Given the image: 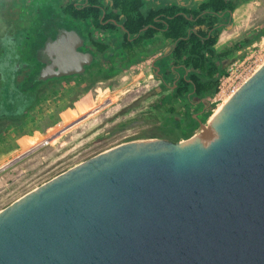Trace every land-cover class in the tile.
Returning a JSON list of instances; mask_svg holds the SVG:
<instances>
[{
    "label": "water",
    "instance_id": "1",
    "mask_svg": "<svg viewBox=\"0 0 264 264\" xmlns=\"http://www.w3.org/2000/svg\"><path fill=\"white\" fill-rule=\"evenodd\" d=\"M82 44L58 30L38 80L82 74ZM212 116L178 142L109 148L2 209L0 264H264V64Z\"/></svg>",
    "mask_w": 264,
    "mask_h": 264
},
{
    "label": "rangeland",
    "instance_id": "2",
    "mask_svg": "<svg viewBox=\"0 0 264 264\" xmlns=\"http://www.w3.org/2000/svg\"><path fill=\"white\" fill-rule=\"evenodd\" d=\"M18 1L23 13L31 15L34 8L33 0H0V45L15 32L8 16ZM51 1L55 8L64 6L62 0ZM263 24L264 0H244L221 28L216 50L251 37ZM164 58L163 62L152 59L134 65L110 79L102 76L122 59L117 55L107 63L98 60L88 76L53 84L24 115L2 122L0 211L76 164L122 143L143 140L159 126L166 112L159 101L171 93L175 82L163 76L162 68L172 70L171 58ZM249 63L258 66L256 70L264 64V36L232 53L222 66L227 73ZM227 98H207L202 112L214 105L209 119ZM184 103L173 101L176 112H182ZM188 103L196 109L194 100ZM202 112L193 117L200 121ZM46 140L49 142L43 144Z\"/></svg>",
    "mask_w": 264,
    "mask_h": 264
},
{
    "label": "trees",
    "instance_id": "3",
    "mask_svg": "<svg viewBox=\"0 0 264 264\" xmlns=\"http://www.w3.org/2000/svg\"><path fill=\"white\" fill-rule=\"evenodd\" d=\"M66 1L64 6L55 8L54 4L37 0L40 10L33 31L46 21L66 29H79L81 23L90 21L94 24L93 29L101 34L114 30L115 24H122L125 34L115 51L111 43L90 37V43L102 61L108 62L116 52L124 57L118 67L106 71L104 76L107 78L170 47L172 70L166 67L162 71L165 79L175 81L174 88L168 96L160 99L159 103L166 106V112L159 126L147 133L145 139L178 142L191 137L198 127L193 114L202 112L205 100L218 93L219 79L225 74L222 61L264 36L263 24L251 37L221 51L215 49L221 28L244 0H199L187 7L169 1L155 8L145 7L143 0ZM79 1L83 3L80 5ZM24 23L28 25L25 19ZM44 38L39 34L40 44ZM146 41H152L149 48ZM190 99L197 103L195 110L188 103ZM174 100L186 101L181 113L176 112ZM213 108L211 105L202 112L200 122L208 119Z\"/></svg>",
    "mask_w": 264,
    "mask_h": 264
},
{
    "label": "flooded vegetation",
    "instance_id": "4",
    "mask_svg": "<svg viewBox=\"0 0 264 264\" xmlns=\"http://www.w3.org/2000/svg\"><path fill=\"white\" fill-rule=\"evenodd\" d=\"M62 1L64 5L67 3L66 0ZM194 1L199 0H192L190 2L179 0V3L187 7ZM33 2L34 8L31 15L22 12L23 6L20 1L13 3L14 5L10 10L8 19L13 23L15 32L10 38L2 40L0 45V124L24 115L53 84H60L68 79L83 75L88 76L89 71L95 69L94 66L99 60V56L90 43V37L96 40L94 33L98 32L93 29V23L89 21L91 23L90 29L85 31L82 27L79 29L59 28L55 24H51L50 21H46L40 25L39 29L33 31L40 10L38 6L39 2L37 0H33ZM45 2L49 5L53 4L51 0H45ZM24 19L25 22H28V25L24 23ZM54 27L55 32H53ZM60 29L77 31L83 39V44L77 51L91 54L92 60L84 67L82 74L59 78L47 76L44 79L38 80L39 72L45 65L36 61V53L47 39H54ZM39 34L45 37L41 44L38 39ZM102 79L110 78L102 76Z\"/></svg>",
    "mask_w": 264,
    "mask_h": 264
},
{
    "label": "crops",
    "instance_id": "5",
    "mask_svg": "<svg viewBox=\"0 0 264 264\" xmlns=\"http://www.w3.org/2000/svg\"><path fill=\"white\" fill-rule=\"evenodd\" d=\"M165 2L164 3H166V2H169V1H173V2H175L176 4L178 3L179 5H181L180 3H179V0H164ZM183 1V0H182ZM185 1V0H184ZM186 1H188V2H190L189 0H186ZM143 2H144V5H145V7H150V8H155V7H160V5H162V4H160V2H158L157 0H143ZM102 17H103V14H102V16H101V19H102ZM91 23L89 22V21H86V22H84L83 24H82V28L85 30V31H88L90 28L89 27H87V26H89ZM123 26H122V24H117L116 26H115V29L114 30H112V31H109V32H106L105 34H101V33H99V32H95L94 33V38L97 40V41H107V42H109L110 41V43H111V47H112V49H113V51H115V50H117V48L119 47V42H120V39H121V37L123 36V34H125V31H124V29L122 28ZM129 38H131V36H129ZM219 39V38H218ZM217 43H218V41H217ZM151 44H152V41H146L145 42V45H146V47L147 48H149L150 46H151ZM169 49H170V47L169 48H167L166 50L165 49H163V50H161V51H159L158 53H156L154 56H152L151 58H149L148 60H154V61H161V62H163V61H165L164 59V56L166 57V56H169V58H171L170 57V53H169ZM216 49V48H215ZM218 52V51H217ZM117 55H119L120 56V58L123 60L124 59V57H123V55L122 54H120V52H116L115 53V55L114 56H117ZM99 60L102 62V63H107V62H103L101 59H100V57H99ZM148 60H146V61H148ZM146 61H144V62H146ZM143 63V62H142ZM114 67H109L108 68V70H111V69H113ZM209 99H211V100H215V96H213V97H211V98H209Z\"/></svg>",
    "mask_w": 264,
    "mask_h": 264
},
{
    "label": "built area",
    "instance_id": "6",
    "mask_svg": "<svg viewBox=\"0 0 264 264\" xmlns=\"http://www.w3.org/2000/svg\"><path fill=\"white\" fill-rule=\"evenodd\" d=\"M256 62L257 61H254V65ZM234 65H236V63H234ZM254 65H250L249 63L245 68L231 69L225 73L219 79L218 93L215 95V98L218 97L220 98L218 100H221L227 96L229 97L239 87V85L256 70L258 66L255 67ZM48 142L49 141L46 140L43 144Z\"/></svg>",
    "mask_w": 264,
    "mask_h": 264
},
{
    "label": "bare ground",
    "instance_id": "7",
    "mask_svg": "<svg viewBox=\"0 0 264 264\" xmlns=\"http://www.w3.org/2000/svg\"><path fill=\"white\" fill-rule=\"evenodd\" d=\"M218 109H219V108H218ZM218 109H216V110L214 111L213 116L217 113ZM213 116H212V117H213Z\"/></svg>",
    "mask_w": 264,
    "mask_h": 264
}]
</instances>
